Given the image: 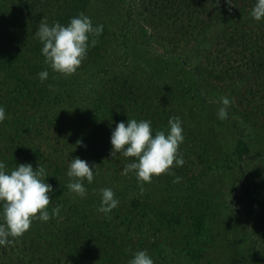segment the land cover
Instances as JSON below:
<instances>
[{"label": "rangeland", "instance_id": "1", "mask_svg": "<svg viewBox=\"0 0 264 264\" xmlns=\"http://www.w3.org/2000/svg\"><path fill=\"white\" fill-rule=\"evenodd\" d=\"M5 1L11 9L16 0ZM130 9L133 16H129ZM251 10L218 1L204 32L206 42L211 43L217 35L237 25L262 23L264 20L252 18ZM86 15L94 24L102 23L108 28L99 61L68 76L54 72L46 63H38V73L47 69L49 78L41 82L38 73H26L29 86L36 84L40 89V94L31 97L34 103L27 106L24 100L14 101L18 97L14 91L17 82L11 80L10 86L7 84L0 92V105L7 114L0 122V146L13 133L5 121L12 122L23 112L26 125L33 130L20 135L42 154L56 159L61 150L82 148L84 144L78 141L88 134L96 137L111 131V127L101 123H111L119 109L110 102L109 89L116 76L130 74L144 91L152 94L151 90H155L158 104L154 114L147 117L155 127L162 125L167 129L170 117L182 119L185 139L179 151L185 163L176 167L174 162L170 172L153 176L150 183H143L141 190L135 174H122L127 163L120 161L115 174L104 172L97 176L96 184L101 187L98 191L132 184L136 187L128 193L130 198L150 199L159 208L177 202L182 224L159 233L143 223L130 231L135 242L144 237L157 241L151 255L155 264H264V109L260 112L251 107L258 103L249 95L252 81L243 78L225 85L214 79V74L196 75L193 67L204 61L201 47L192 52L185 45L178 51L172 48L167 38L173 31L166 30L165 24L159 29L149 18L144 19L147 15L141 0H92ZM8 24L1 16L0 28ZM120 28L125 36L118 35ZM167 49L176 51L179 57L167 55ZM183 59L188 61L186 65ZM3 75L6 72L0 71ZM257 89L262 91L264 86ZM223 97L232 103L227 118L220 120L217 110ZM126 110L134 112L128 107ZM139 111L134 113L140 114ZM241 140L251 149L242 161L237 153L242 149ZM108 142L104 146L110 147ZM176 176L181 177L178 183H174ZM76 198L77 194L65 193L68 205ZM196 213L204 214L200 230L193 218ZM59 238V234L52 238L53 246Z\"/></svg>", "mask_w": 264, "mask_h": 264}, {"label": "trees", "instance_id": "2", "mask_svg": "<svg viewBox=\"0 0 264 264\" xmlns=\"http://www.w3.org/2000/svg\"><path fill=\"white\" fill-rule=\"evenodd\" d=\"M141 1L147 15L144 19L149 18V22L156 24L159 29L165 24L166 30L173 31L172 36L167 38L172 48L178 51L185 45L192 52L201 47L204 61L193 67L196 75L209 77L214 74L213 78L225 85L239 79H249V82L252 81L250 84L255 85L250 88L249 95L258 102L255 107H251L260 112L264 109V89H257L264 86V21L237 25L207 43L204 32L209 25L211 12L218 1L229 4L228 0ZM91 2L92 0H16L9 9L6 1L0 0V17L9 21L8 26L0 28V71L6 72V75L0 76V92L7 84L10 86L11 80H16L14 91L18 92V97L14 101L24 100V106L34 103L31 97L37 92L40 94V89L36 88L35 83L34 86H29L26 73L36 75L41 68L38 63H45L41 52L42 44L35 36L40 21L45 17L50 24L58 21L66 25L80 12L87 14ZM254 4L255 0H233L231 5L252 9ZM131 12L132 9L129 16H133ZM122 31V28L118 29V35L125 36L126 33ZM107 34L108 28L104 25L102 35L96 38V46L89 48L88 56L79 69L99 61L102 54L100 49L107 40ZM171 50L167 49L165 53L179 57L176 51ZM89 55L94 58L91 59ZM187 62L183 59V64L186 65ZM154 91L151 90L152 94L144 91L142 84L137 83L130 74L116 76L108 96L110 102L119 109L112 116L111 123H101L113 129L118 122L127 121L128 118L151 120L147 117L150 113L154 114V108L158 104ZM127 107L134 112L140 110V114L128 112ZM26 119V115L20 112L12 122L5 121L13 128V133L7 136L9 141L0 146V160L5 162L8 171L20 163H31L34 168L39 164L43 165L48 172V182L53 183L54 189L49 194L53 202L49 204L48 211L51 213L52 207L57 204L62 205V208L59 216H52L47 222L33 220L30 229L22 236L14 238L7 246H0V264H127L136 251L147 249L152 255L153 248L157 245V241L152 242L145 237L140 242H135L130 235L132 229L146 223L150 229L160 233L182 224V212L178 211L177 202L166 203L159 208L150 199L143 200L139 196L130 198L128 193L136 187L132 184L122 189L111 186L120 204L107 215L98 213V189L101 187L96 184L97 176L104 172L113 175L120 161L129 163L135 159L119 153L114 158L110 156L113 147L110 140L112 129L96 137L88 134L81 140L84 144L82 148L73 150L68 147L70 151L61 150L54 159L48 153L42 154L40 149L20 135L21 132L29 133L33 130L26 125ZM49 124L52 125L53 122L50 121ZM71 126L72 124L69 125ZM152 127L154 130L165 129L162 125L155 127L153 120ZM64 137L67 138L68 135L64 133ZM108 140L110 147L104 146ZM241 146L242 149L237 150L240 161L251 153L245 141L241 140ZM76 156L88 161L90 165L97 164V170L91 184L84 181L86 195H77L68 205L65 193H73L67 189L68 164ZM129 174L134 176V172ZM193 218L197 230L198 227L200 230L204 214L196 213ZM57 234L60 238L53 246L52 238Z\"/></svg>", "mask_w": 264, "mask_h": 264}, {"label": "clouds", "instance_id": "3", "mask_svg": "<svg viewBox=\"0 0 264 264\" xmlns=\"http://www.w3.org/2000/svg\"><path fill=\"white\" fill-rule=\"evenodd\" d=\"M233 0H228L232 4ZM250 15L254 20H264V0H255ZM104 30L102 23L94 24L92 18L84 12L72 17L69 23L50 24L45 17L40 21L35 36L42 44L41 52L45 63L57 73L65 76L74 74L86 59L88 50L95 47ZM41 82L49 78V71L38 73ZM54 87L49 85V88ZM232 101L223 97L217 117L224 120L228 116V107ZM7 118L6 109L0 105V122ZM183 122L179 116L170 117L167 129H153L152 121L135 118L120 121L112 129L110 151L111 157L121 154L134 157L125 164L122 174L134 172L138 181L150 183L153 176L170 172L174 166H183V154L179 151L185 137ZM83 144V141H78ZM97 164H89L79 156L70 159L68 164L67 189L81 197L86 195L84 181H94ZM47 180V182H46ZM181 177L176 176L174 183ZM54 191L48 182L46 168L39 164L34 168L31 163H20L7 170L4 161L0 160V246H7L14 238L22 236L30 229L33 220L47 222L52 216H59L62 205H54L51 213L48 206L52 203L50 193ZM120 204L115 192L110 187L100 189L98 213L107 215ZM127 264H155L147 249L138 250Z\"/></svg>", "mask_w": 264, "mask_h": 264}]
</instances>
